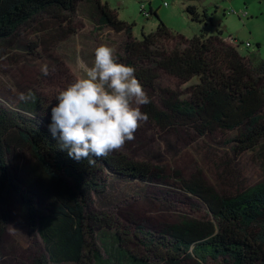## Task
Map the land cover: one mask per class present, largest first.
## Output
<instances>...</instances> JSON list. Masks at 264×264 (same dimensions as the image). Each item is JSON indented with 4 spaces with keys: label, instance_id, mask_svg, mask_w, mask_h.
I'll list each match as a JSON object with an SVG mask.
<instances>
[{
    "label": "trees",
    "instance_id": "1",
    "mask_svg": "<svg viewBox=\"0 0 264 264\" xmlns=\"http://www.w3.org/2000/svg\"><path fill=\"white\" fill-rule=\"evenodd\" d=\"M80 1L97 5L100 28L127 32L126 54L120 59L134 67L147 88L150 103L142 112L148 120L163 129L187 126L201 135L235 132L232 140L243 150L264 141V58L257 51L243 55L221 26L163 49L171 33L164 21L133 40L134 23L119 19L108 2L0 0V45L33 22L40 30L56 25L55 35L63 40L75 32L69 23ZM186 10L192 20L213 22L206 9L190 4ZM146 13L157 14L152 7ZM155 68L196 81L185 96L156 86ZM35 100L22 104L23 111L0 103V204L18 203L27 226L42 238L46 254L32 264H86L89 257L94 264H264V181L220 193L203 176L186 179L177 171L175 177L207 204L210 216H185L147 230L138 224L130 234L116 214L95 208V194L108 189L112 174L151 183L167 179L166 168L119 149L91 157V163L69 158L49 131L51 103L39 96Z\"/></svg>",
    "mask_w": 264,
    "mask_h": 264
},
{
    "label": "rangeland",
    "instance_id": "2",
    "mask_svg": "<svg viewBox=\"0 0 264 264\" xmlns=\"http://www.w3.org/2000/svg\"><path fill=\"white\" fill-rule=\"evenodd\" d=\"M105 2L119 19L134 23L133 40L156 31L160 20L171 30L170 39L161 43L163 49L181 41L186 43L201 30L215 33L221 26L228 41L238 43L243 55L257 51L264 58V0H101ZM190 4L199 11L206 9L213 22L206 25L192 20L186 10ZM151 7L157 14L146 13ZM77 10L69 23L75 32L63 40L55 35L56 25L50 23L47 29L40 30L39 23L33 22L0 45V103L23 111L22 104L32 105L36 101L19 99L21 93L29 90L46 105L54 103L58 91L82 74L79 62L91 64L95 49L101 44L111 47L123 62L120 57L126 54L127 32L100 28L95 3L80 1ZM154 70L158 74L156 86L169 87L185 96L196 81H182L163 69ZM155 101L161 106L157 97ZM234 134L217 131L201 135L187 126L163 129L146 119L139 124L134 138L125 141L119 150L139 161L165 167L168 178L149 183L112 174L108 189L95 194V208L116 214L122 229L130 234L138 224L147 230L178 222L185 216L209 217L207 204L187 191L174 174L179 171L186 179L201 175L220 193L241 191L264 181V141L254 149L243 150L232 140ZM19 206L0 204V264H32L36 257L46 254L42 238L27 226ZM219 261L211 260L208 264ZM86 264L94 261L89 257Z\"/></svg>",
    "mask_w": 264,
    "mask_h": 264
},
{
    "label": "clouds",
    "instance_id": "3",
    "mask_svg": "<svg viewBox=\"0 0 264 264\" xmlns=\"http://www.w3.org/2000/svg\"><path fill=\"white\" fill-rule=\"evenodd\" d=\"M82 74L56 94L49 105V131L59 148L76 161L103 157L131 141L147 119L140 106L150 98L133 66L119 61L111 47H96L91 64L79 62ZM19 99H35L29 90Z\"/></svg>",
    "mask_w": 264,
    "mask_h": 264
},
{
    "label": "built area",
    "instance_id": "4",
    "mask_svg": "<svg viewBox=\"0 0 264 264\" xmlns=\"http://www.w3.org/2000/svg\"><path fill=\"white\" fill-rule=\"evenodd\" d=\"M247 45L250 46V43L248 42Z\"/></svg>",
    "mask_w": 264,
    "mask_h": 264
}]
</instances>
